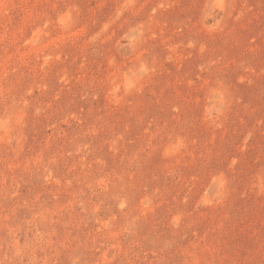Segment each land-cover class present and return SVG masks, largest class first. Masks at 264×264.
<instances>
[{
	"label": "rangeland",
	"instance_id": "374dc122",
	"mask_svg": "<svg viewBox=\"0 0 264 264\" xmlns=\"http://www.w3.org/2000/svg\"><path fill=\"white\" fill-rule=\"evenodd\" d=\"M0 264H264V0H0Z\"/></svg>",
	"mask_w": 264,
	"mask_h": 264
}]
</instances>
